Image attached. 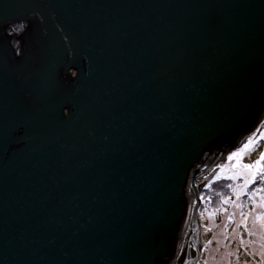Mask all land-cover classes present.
<instances>
[{
	"label": "water",
	"instance_id": "obj_1",
	"mask_svg": "<svg viewBox=\"0 0 264 264\" xmlns=\"http://www.w3.org/2000/svg\"><path fill=\"white\" fill-rule=\"evenodd\" d=\"M2 49L0 264H164L188 189L199 237L264 119V0H0Z\"/></svg>",
	"mask_w": 264,
	"mask_h": 264
},
{
	"label": "rangeland",
	"instance_id": "obj_2",
	"mask_svg": "<svg viewBox=\"0 0 264 264\" xmlns=\"http://www.w3.org/2000/svg\"><path fill=\"white\" fill-rule=\"evenodd\" d=\"M233 153H240L239 158L229 160ZM261 153H264V119L239 148L231 150L204 175L200 197L205 186L212 187L213 178L226 179L233 197L225 196L220 188L218 192L223 195L216 205L214 199H209V193L205 195L206 201L201 202L198 217L203 228L202 253L198 264H264V177L257 179L260 172L264 176V164L260 169L243 167L254 164ZM190 241L193 247L194 239Z\"/></svg>",
	"mask_w": 264,
	"mask_h": 264
},
{
	"label": "flooded vegetation",
	"instance_id": "obj_3",
	"mask_svg": "<svg viewBox=\"0 0 264 264\" xmlns=\"http://www.w3.org/2000/svg\"><path fill=\"white\" fill-rule=\"evenodd\" d=\"M6 46H3L5 48ZM7 48V47H6ZM9 50L8 49H2L0 50V59H3V61H7L9 59ZM66 81L69 84L68 86L71 87L76 81V70L74 68H70L69 71L66 74ZM71 105L66 106V113L68 112L67 109H70ZM201 232L199 234V237L196 235V239L193 242V247L191 243H187V241H183L180 243V248L176 249L179 250L176 257L174 255L171 258H165L164 264H198L201 259V250H202V225L200 222ZM189 244V245H188ZM186 248V249H185ZM188 248V249H187ZM184 250L186 252H184Z\"/></svg>",
	"mask_w": 264,
	"mask_h": 264
},
{
	"label": "bare ground",
	"instance_id": "obj_4",
	"mask_svg": "<svg viewBox=\"0 0 264 264\" xmlns=\"http://www.w3.org/2000/svg\"><path fill=\"white\" fill-rule=\"evenodd\" d=\"M241 135H246V132H243ZM222 153H223V150H220L219 152H217L216 159H220V157L223 156ZM201 174L202 173H200V175ZM200 175L197 177L198 180H199V177H201ZM192 197H193L192 196V192H191V190L188 189L187 198H188V202L189 203H188V212H187V216H186L187 219L184 221L183 226L181 227V229H180V231L178 233L179 234L178 237H177V239H178L177 240L178 241L177 242L178 245H177V248L176 249L180 248V243L181 242L187 241V243H189V242H191L190 241L191 239H194V241L196 239V235H195V231H194L195 230L194 229L195 228V225L193 224L192 219H191L192 204H190V202L192 200L191 199ZM262 219H263L262 220V224H264V216L262 217ZM178 252H179V250H177L175 252L174 257L177 256ZM184 252H186V251L184 250Z\"/></svg>",
	"mask_w": 264,
	"mask_h": 264
},
{
	"label": "trees",
	"instance_id": "obj_5",
	"mask_svg": "<svg viewBox=\"0 0 264 264\" xmlns=\"http://www.w3.org/2000/svg\"><path fill=\"white\" fill-rule=\"evenodd\" d=\"M263 164H264V162H262ZM261 177H264V176H262L261 175V172H260V175H258V180H261ZM226 179H215V178H213L211 181V186L212 187H208V185L207 186H205V191L204 192H201V199H202V202H203V200L205 199V201H206V199H207V196H205V195H207V193H209V194H211V196L209 197V199H214V201H215V205L221 200V197H222V193H219L218 191L220 190V188H221V191H225V196L226 195H228V194H232V191H231V186L225 181ZM222 185V186H221ZM217 186L219 187V188H217ZM252 186H254V187H256V185H254V182H253V185ZM216 189H215V188ZM204 189V188H203ZM216 192V193H215ZM206 193V194H205ZM224 193V192H223ZM248 194V196H249V193H247ZM203 196V197H202ZM232 197H233V194L231 195ZM230 196V197H231ZM263 196H264V192H263ZM233 201V200H232Z\"/></svg>",
	"mask_w": 264,
	"mask_h": 264
},
{
	"label": "snow or ice",
	"instance_id": "obj_6",
	"mask_svg": "<svg viewBox=\"0 0 264 264\" xmlns=\"http://www.w3.org/2000/svg\"><path fill=\"white\" fill-rule=\"evenodd\" d=\"M245 147H247V145ZM239 156L240 153H233L228 157V159L231 160L233 159V157L239 158ZM262 162H264V153H261L260 158L257 159L254 164H245L243 165V167L246 169H253V168L260 169Z\"/></svg>",
	"mask_w": 264,
	"mask_h": 264
}]
</instances>
